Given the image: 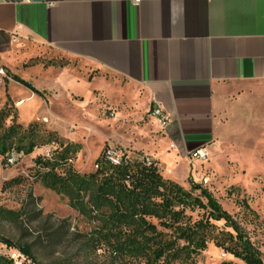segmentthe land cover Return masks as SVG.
Here are the masks:
<instances>
[{
	"label": "crops",
	"instance_id": "obj_1",
	"mask_svg": "<svg viewBox=\"0 0 264 264\" xmlns=\"http://www.w3.org/2000/svg\"><path fill=\"white\" fill-rule=\"evenodd\" d=\"M34 46L96 73H59L76 84L119 87L107 99L132 116L138 150L159 167L186 160V186L198 170L188 153L213 145L240 88L264 82V0H0V68ZM155 105L170 117L165 127L150 114Z\"/></svg>",
	"mask_w": 264,
	"mask_h": 264
},
{
	"label": "rangeland",
	"instance_id": "obj_2",
	"mask_svg": "<svg viewBox=\"0 0 264 264\" xmlns=\"http://www.w3.org/2000/svg\"><path fill=\"white\" fill-rule=\"evenodd\" d=\"M17 54L8 67L3 66L8 77L0 84V109L10 99L17 107L18 121L25 126L39 122L48 130L58 129L64 140L80 144L72 163L76 171H95L97 159L109 147L122 148L132 160L148 155L135 145L132 116L108 102L107 97L119 94V87L108 84L105 91H95L98 87L87 78L76 84L68 73L78 71L86 77L91 74L90 78L96 73L50 48L34 46ZM64 70L68 73L59 74ZM12 75L31 80L38 89H47V98H56L50 99L54 106L36 96L19 108L16 101L29 98L32 91L14 81ZM53 111L58 114L57 119ZM7 124H11V119ZM55 148H37L30 155H22L12 166L5 165L0 156V207L16 213L11 219L0 218V242L6 238L31 245L37 264H139L115 257L108 248L96 249L89 239L98 222L72 208L67 196L46 188L36 179L35 159L51 156ZM209 151L207 161H197L198 170L191 173L194 181L207 188L241 223L264 257V82L242 87L234 95L222 113L217 139ZM189 165L184 159L176 163L161 158L160 170L182 184ZM203 176L208 183L202 182ZM16 177H21L22 183L4 187L5 182ZM185 187L189 189L191 185ZM243 200L251 210L244 207ZM223 253L209 243L207 250L195 258V264H246Z\"/></svg>",
	"mask_w": 264,
	"mask_h": 264
},
{
	"label": "trees",
	"instance_id": "obj_3",
	"mask_svg": "<svg viewBox=\"0 0 264 264\" xmlns=\"http://www.w3.org/2000/svg\"><path fill=\"white\" fill-rule=\"evenodd\" d=\"M12 78L37 96L45 97L44 91L30 81L18 75ZM10 102L8 99L0 109V156L6 159L14 152L20 159L37 148L55 145L51 156L35 159L36 179L67 196L72 208L98 222L89 239L96 249L108 248L115 257L139 264H195V258L213 243L246 264H264L262 252L241 223L192 176L188 178V189L165 178L153 159L148 164L126 155L121 163L113 164L104 158L106 149L97 159L99 168L81 174L72 165L81 145L64 140L42 123L25 126L18 121L17 107ZM9 119L11 124H7ZM22 181L16 177L5 182L4 187ZM242 204L251 210L246 201ZM14 215L15 212L0 207V218L11 219ZM2 240L34 261L31 245ZM0 264L13 263L0 255Z\"/></svg>",
	"mask_w": 264,
	"mask_h": 264
},
{
	"label": "built area",
	"instance_id": "obj_4",
	"mask_svg": "<svg viewBox=\"0 0 264 264\" xmlns=\"http://www.w3.org/2000/svg\"><path fill=\"white\" fill-rule=\"evenodd\" d=\"M5 76H6L5 69L0 68V84L3 82ZM150 114L152 117L157 119L159 124L163 127H165L169 122L170 117L160 105L153 106L150 111ZM126 155H127L126 151H124L122 148L109 147L106 149L104 153V158L106 159V161H109L110 163L119 164L122 162L123 158ZM209 156H210V151L207 147H201L188 153V157L192 161H199L200 163L207 161L209 159ZM140 159L145 160L148 164H151L152 162V159L148 156L142 157ZM18 161H19V157L14 152H12L6 159H4V163L7 166H12ZM98 168L99 165L96 164V169ZM202 182H204L205 184L208 183V178L206 176H203ZM0 255L7 257L9 260L12 261L13 264H37L24 252H22L16 247L9 246L4 242H0ZM223 256H226V254L223 253Z\"/></svg>",
	"mask_w": 264,
	"mask_h": 264
},
{
	"label": "bare ground",
	"instance_id": "obj_5",
	"mask_svg": "<svg viewBox=\"0 0 264 264\" xmlns=\"http://www.w3.org/2000/svg\"><path fill=\"white\" fill-rule=\"evenodd\" d=\"M20 105L22 104V102L19 103Z\"/></svg>",
	"mask_w": 264,
	"mask_h": 264
}]
</instances>
